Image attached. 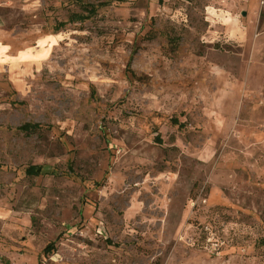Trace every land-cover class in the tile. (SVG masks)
<instances>
[{"label":"rangeland","instance_id":"1","mask_svg":"<svg viewBox=\"0 0 264 264\" xmlns=\"http://www.w3.org/2000/svg\"><path fill=\"white\" fill-rule=\"evenodd\" d=\"M0 40V264H264V0H0Z\"/></svg>","mask_w":264,"mask_h":264},{"label":"crops","instance_id":"2","mask_svg":"<svg viewBox=\"0 0 264 264\" xmlns=\"http://www.w3.org/2000/svg\"><path fill=\"white\" fill-rule=\"evenodd\" d=\"M8 52H9V47L8 46H5L2 42H0V59L3 56L7 55ZM17 56H18V54L15 55V57H17Z\"/></svg>","mask_w":264,"mask_h":264},{"label":"trees","instance_id":"3","mask_svg":"<svg viewBox=\"0 0 264 264\" xmlns=\"http://www.w3.org/2000/svg\"><path fill=\"white\" fill-rule=\"evenodd\" d=\"M33 171H31V169H28V173H32ZM35 173V171H34ZM264 243V241H262ZM259 244H260V240H259ZM51 248H53V243H51L50 245H48L45 250H50Z\"/></svg>","mask_w":264,"mask_h":264}]
</instances>
